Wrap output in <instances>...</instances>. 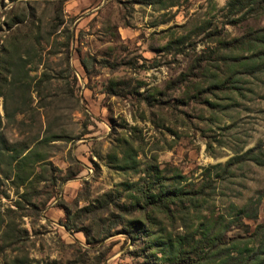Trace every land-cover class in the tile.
Segmentation results:
<instances>
[{
	"label": "rangeland",
	"instance_id": "1",
	"mask_svg": "<svg viewBox=\"0 0 264 264\" xmlns=\"http://www.w3.org/2000/svg\"><path fill=\"white\" fill-rule=\"evenodd\" d=\"M230 1L0 0V264H264V0Z\"/></svg>",
	"mask_w": 264,
	"mask_h": 264
},
{
	"label": "trees",
	"instance_id": "2",
	"mask_svg": "<svg viewBox=\"0 0 264 264\" xmlns=\"http://www.w3.org/2000/svg\"><path fill=\"white\" fill-rule=\"evenodd\" d=\"M250 0H231L228 4V7L233 10V9H236L238 7H241L242 6V3H245V2H248ZM231 165V164H229ZM176 195H172L171 193H168V194H163V195H157V196H154L152 197L153 201H150L151 199L150 198H147V202L154 205V206H157L158 208H162L164 207V200H168L170 198H175ZM255 209L254 207H247V208H243V209H240L239 210V218H254L256 216L255 214Z\"/></svg>",
	"mask_w": 264,
	"mask_h": 264
}]
</instances>
